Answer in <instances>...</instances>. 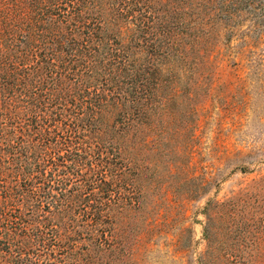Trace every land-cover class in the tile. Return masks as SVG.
Wrapping results in <instances>:
<instances>
[{
    "label": "trees",
    "instance_id": "16d2710c",
    "mask_svg": "<svg viewBox=\"0 0 264 264\" xmlns=\"http://www.w3.org/2000/svg\"><path fill=\"white\" fill-rule=\"evenodd\" d=\"M241 9L264 29V0H0V264H114L163 185L159 162L187 195L186 166L160 158L187 146L195 108L178 84L201 86L203 36ZM258 195L210 208L226 232L216 264L254 263L224 237L247 233L234 210Z\"/></svg>",
    "mask_w": 264,
    "mask_h": 264
},
{
    "label": "rangeland",
    "instance_id": "374dc122",
    "mask_svg": "<svg viewBox=\"0 0 264 264\" xmlns=\"http://www.w3.org/2000/svg\"><path fill=\"white\" fill-rule=\"evenodd\" d=\"M252 21V13L241 9L235 21L215 24L203 36L201 59L207 65V78L199 87L188 82L186 90L178 84L181 91L189 92L195 108L187 115L190 127L183 136L187 146L160 154L163 161L186 166L179 188L187 195L178 197L159 162L163 185L144 196L140 213L145 217L137 214L132 242L114 264H203L201 257L208 247L213 248L208 254L216 264V240L226 232L216 234V225L224 222L210 208L246 192L259 194L256 202L250 200L253 207L240 210L237 205L234 210V219L241 214L248 217L247 233L241 237L232 231L224 240L240 247L245 261L264 264V29L253 28ZM201 46L193 44L197 62ZM177 177L176 173L173 179ZM209 221L215 233L208 238L204 228Z\"/></svg>",
    "mask_w": 264,
    "mask_h": 264
}]
</instances>
